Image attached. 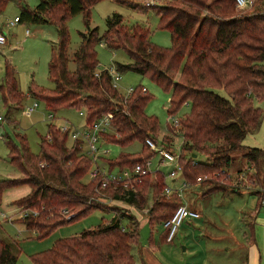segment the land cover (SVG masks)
Returning a JSON list of instances; mask_svg holds the SVG:
<instances>
[{"label":"trees","instance_id":"1","mask_svg":"<svg viewBox=\"0 0 264 264\" xmlns=\"http://www.w3.org/2000/svg\"><path fill=\"white\" fill-rule=\"evenodd\" d=\"M100 1L38 0L33 9L21 7L19 23H52L58 30V41L48 64L54 87L45 89L31 84L29 95L43 102L51 114L63 108L84 110L87 124L111 112L113 125L110 135H106L108 140L123 147L140 140L143 150L122 153L114 159L104 157L110 169L133 170L151 160L156 152L146 144L147 138L175 153L171 142L159 141L157 118L146 113L148 90L139 85L124 101L112 88L108 70L100 69L98 45L111 51L124 50L130 62H116L115 68L119 72L133 71L171 91L170 115L185 102L191 105V112L179 120L180 135L184 138L179 163L187 182L196 173L211 174L212 179L228 176L234 153L238 152H242L247 164L263 172L264 181V149L243 143L249 134L260 129L264 120V111L255 105L256 100H264V0H254L257 9L253 12L241 10L235 0H170L152 6L159 15V26L171 34L170 48L153 43L145 26L125 24L120 14L107 18L104 33L98 27L92 28L91 10ZM115 1L139 8L132 0ZM8 2L0 0V10ZM79 14L84 16L86 31L80 32V46L71 57L67 24ZM71 58L76 64L74 70L69 69ZM4 69L2 100L8 107L13 103L20 105L23 93L16 71L8 61ZM69 136V131L61 132L57 125L48 124L38 155L31 152L25 136H20L19 145L11 140L6 142L10 162L23 175L0 180V206L6 189L29 185L31 192L14 203L25 212L22 223L40 239L105 206L93 199L99 195L95 188L99 180L89 176L84 181L93 166L92 158L84 150L85 144L72 139L69 146ZM199 156L204 160L200 161ZM164 183V173L158 171L154 181L152 174L144 175L136 183L135 191L119 187L108 188L103 193L139 210L147 202V190H154V203L148 214V222L153 226L163 224L179 205L176 194L170 197L162 194ZM208 188V191L218 189ZM29 210L33 213H27ZM130 215L114 214L109 223L102 222L96 228L60 238L52 248L34 254L32 261L34 264H135L133 250L139 244L140 223ZM125 216L130 219V227L122 224ZM164 231L166 239L167 231ZM19 254L14 242L0 238V264H15Z\"/></svg>","mask_w":264,"mask_h":264},{"label":"rangeland","instance_id":"2","mask_svg":"<svg viewBox=\"0 0 264 264\" xmlns=\"http://www.w3.org/2000/svg\"><path fill=\"white\" fill-rule=\"evenodd\" d=\"M132 1L133 3L139 4L138 9H134L130 5L122 4L115 0H102L98 2L91 10L90 26L92 28L98 27L100 33L102 34L107 28V18L114 14H120L123 16L125 24H139L141 26H145L151 32L150 39L153 43L164 48H170L172 45L171 34L168 30L159 26L160 20L157 11L154 8H151L152 6L148 8L147 6L145 7L144 0ZM169 1L170 0H160L157 1L156 5H163L169 3ZM255 1L251 0V3L240 9L243 11H255L257 9V2ZM37 3L38 0H9L4 10H0L1 21L4 22L6 20L13 19L16 15H19L21 7L33 9ZM67 25L70 36L68 54L72 57L73 53L79 48L81 43L80 32L86 31L84 16L79 14L70 18ZM27 29L30 31L29 35L25 34ZM5 30L7 32V41L4 45L0 46V116L3 117V120L0 121V180L6 178H19L23 175L22 170L9 160V149L6 145L8 140H11L13 143L19 145L20 136H25L31 152L38 155L40 152L41 137L46 136L48 124H54L57 126L68 124L72 126V130L83 131L82 126L86 123L85 119L79 115L80 110L74 108H63L56 114H51L46 109L43 102L34 99L31 95H29V86L31 84L45 89H52L54 87V83L49 79L48 64L51 58L52 50L58 41V30L55 24L17 23L15 26L5 27ZM97 51L100 69L111 68L116 65V62H130V57L124 50L111 51L101 44L97 46ZM6 61L13 65L16 71L19 89L23 93L22 95L20 94V105L13 103L11 104V107H8V105L6 106L3 102L1 92L2 89L4 90L3 79L5 76L4 68ZM75 67L76 64L71 58L69 62V69L74 70ZM139 85L144 86L148 90L150 100L146 105V113L156 117L158 120L159 141L171 142L173 144L172 146L175 154L179 155L184 138L180 135L181 131H179V129L175 128V130H172L174 128L173 123L172 121L169 122L168 119L170 116L179 120L184 119L191 112L190 103L185 102L177 112L170 115L169 110L172 92L162 89L149 79L144 78L133 71L121 72V80L119 83L120 92L118 93L124 97L123 95L126 94V90L128 88H135ZM218 92L227 96L223 90H218ZM255 105L262 108L264 111V100H256ZM171 131L174 133L172 134ZM108 135H110V133ZM139 141L140 140H135L132 143H130V141L125 147L113 142L105 143L104 146L110 151V153L104 155V157L114 159L122 153L139 152L140 150H143V145H141ZM72 144L73 140L69 136L68 145L71 146ZM244 144L249 147L264 149V120L257 132L249 134L244 139ZM84 150L87 151L86 144ZM199 160H204V157L199 156ZM159 161V156L157 154L154 155L151 159V170L156 171L159 169L168 175L173 167L168 164L160 165ZM41 163L42 162L39 164L42 165ZM99 165H103V163L99 162ZM255 172L257 174H255ZM262 175V171L257 172L254 167L247 164L246 160L242 156V152H238L234 153V161L232 167L229 169L228 176L212 179L211 174L196 173L193 174V177L189 182L188 190H183L186 187L181 189L180 193L182 190L184 191L182 192V196L177 195L178 190L172 194H176L178 196L175 201L177 205L179 204V207L183 204L180 202V196L181 199L193 197V192H196L197 187L201 190L209 189L208 187L213 186H217L218 189H240L244 186L260 187L264 186V181L261 180ZM198 177H201L202 180L197 181ZM255 177L257 178L255 179ZM154 179L155 176L152 175V180L154 181ZM88 180L89 174L84 177L85 182ZM183 182L182 175L179 173L178 179L175 182L172 178L167 176L165 183L169 187L178 188L179 186H182ZM24 186L28 187V185ZM24 186L20 187L26 189L27 187ZM12 191L13 192H6L5 190L2 196V203L0 206V238L4 239L7 243L14 242L20 249V254L15 264H34L31 258L34 254L52 248L54 243L60 238L71 237L76 234H80L86 229L96 228L102 222L109 223L114 214H131L140 223L139 244L133 250L135 264H142L141 248L144 249L151 243V236H153L155 240H163L165 229L162 224H155V226L153 224L154 230L153 228L150 230L151 225L148 222L150 219L148 215L149 210L153 207L154 203V197L152 196L154 190H147V202L145 203L144 208L139 210L128 206L125 202H113L110 200L112 199L111 195L105 194L106 197H109L110 199L105 202H101L105 204V206L102 207L104 209H95L84 217L58 227L50 235L41 239L36 236V233L33 230H28L22 223L21 219L25 215V212L21 210L22 213L20 215L17 205L14 203L16 200L22 198V196H20L22 190ZM162 194L165 195L163 190ZM172 194L165 196L170 197ZM101 196L102 195H98L97 197L96 195L93 199L99 203L98 198ZM213 197L212 213L215 214L222 210V207H220L218 203H221L225 199L223 198L224 196L217 193ZM220 198L222 199L220 200ZM228 203L233 202L229 200ZM235 203H237V201H235ZM234 206L235 205H232L231 208ZM27 213H33V211L29 210ZM34 213L37 212L35 211ZM66 217L68 218L69 215L67 214ZM213 217L215 216L213 215L212 218ZM217 217L214 219H217ZM123 218L124 220L122 221V224L126 226L129 225L128 227H130V219L127 216ZM151 221L154 222L155 220L151 217ZM185 240H189L188 237L184 238V235L182 237L180 234L175 237L173 243H166L164 240L163 243L156 241L155 245L160 246V258L164 260V262H172L173 264H182L184 260H189L193 251L191 244L185 243ZM185 247L189 248L188 251L185 250Z\"/></svg>","mask_w":264,"mask_h":264},{"label":"crops","instance_id":"3","mask_svg":"<svg viewBox=\"0 0 264 264\" xmlns=\"http://www.w3.org/2000/svg\"><path fill=\"white\" fill-rule=\"evenodd\" d=\"M177 179L172 180L175 182ZM19 187L6 189V192L22 190L20 196L24 197L32 190L29 185L24 186L26 189ZM186 189L188 187L183 190ZM216 193L224 196L225 200L218 203L222 210L213 214L212 199ZM181 196V203L200 214L199 218L185 219L178 230L177 235L188 237L185 243H190L193 251L190 259L184 260L182 264H264V186L219 188L212 191L197 187L193 197L181 199ZM229 200L234 204L228 203ZM232 205L235 206L231 208ZM17 208L21 215L22 209ZM213 215L215 217L212 218ZM163 240L173 243L175 238L167 242L163 235ZM163 240H155L151 236V243L141 248L142 264H173L164 262L159 256L160 246H156L155 242L163 243ZM188 249L185 247L186 251Z\"/></svg>","mask_w":264,"mask_h":264},{"label":"built area","instance_id":"4","mask_svg":"<svg viewBox=\"0 0 264 264\" xmlns=\"http://www.w3.org/2000/svg\"><path fill=\"white\" fill-rule=\"evenodd\" d=\"M157 1L160 0H144V5L147 7H151L157 4ZM236 6L239 8H243L251 3V0H235ZM1 15V12H0ZM20 17L16 15L13 19H9L6 21H1L0 16V46L4 45L7 41V32L5 27L15 26L19 23ZM26 35L30 34V31L26 30ZM108 73L111 76V86L112 88L119 91V83L121 80V72H119L115 66L108 68ZM134 87H130L126 90V94L123 96V100L126 101L133 93ZM32 110V109H31ZM79 115L85 119L86 113L84 110H80ZM3 120V117L0 116V121ZM169 122L172 121L174 128H180V121L177 118L171 117L168 119ZM113 125V114L111 112H107L102 116L98 117L92 123L87 124L84 123L83 131L81 130H72V126L68 124L58 126V129L61 132L69 131L73 140H81L83 144L87 145L88 155L92 158L93 166L89 172L90 179L99 180L96 185V192L99 195H102L98 198L99 202H105L110 199L106 197L103 191L108 190V188H119L127 189L130 191H135L136 183L141 180V178L150 173L153 176L156 175L159 169L156 171L151 170V160L147 161L144 165H137L133 170L119 168L110 169L109 164L103 159L104 155L109 154L110 151L107 150L104 146L105 143L112 142L108 140V135L112 131ZM146 144L148 147L155 151L159 156L160 165L168 164L173 167L168 175L164 173V182H166L167 176L172 179H177L178 174L182 175V168L179 163L180 154H175L172 151L166 149L161 143H156L152 138L146 139ZM85 146V145H84ZM99 162H102L103 165H99ZM183 178V176H182ZM201 177L197 178V181H201ZM183 184L179 188L169 187L166 183H164L163 193L167 196L177 191V195H181L180 191L182 188L188 187L189 182L183 179ZM113 202H121L117 200L110 199ZM200 214L195 210L190 209L188 206L182 204L174 211L173 215L163 222V227L167 231L166 241L172 242L176 237L179 227L183 223V221L187 218H199Z\"/></svg>","mask_w":264,"mask_h":264},{"label":"water","instance_id":"5","mask_svg":"<svg viewBox=\"0 0 264 264\" xmlns=\"http://www.w3.org/2000/svg\"><path fill=\"white\" fill-rule=\"evenodd\" d=\"M193 157L195 158V157H196V155L194 154V155H193Z\"/></svg>","mask_w":264,"mask_h":264}]
</instances>
